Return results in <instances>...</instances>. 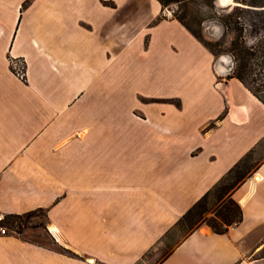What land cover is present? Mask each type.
<instances>
[{"label": "crops", "instance_id": "0c3cea01", "mask_svg": "<svg viewBox=\"0 0 264 264\" xmlns=\"http://www.w3.org/2000/svg\"><path fill=\"white\" fill-rule=\"evenodd\" d=\"M133 5L0 0V219L43 209L48 235L69 250L10 229L0 264H146L152 251L153 264H264V103L172 19L161 25L208 51L209 89L151 96L177 102L146 105L134 120L146 133L119 135L101 80L117 75L113 37ZM237 165L242 223L223 235L206 224L177 232Z\"/></svg>", "mask_w": 264, "mask_h": 264}, {"label": "rangeland", "instance_id": "374dc122", "mask_svg": "<svg viewBox=\"0 0 264 264\" xmlns=\"http://www.w3.org/2000/svg\"><path fill=\"white\" fill-rule=\"evenodd\" d=\"M241 1L231 0L222 3L221 0H215L216 10L229 8L231 11L240 6L239 15L246 27L247 44L249 47H257L258 52L260 41H264V4H253L259 0H247L246 3ZM133 3L128 24L120 26L117 38L113 37V40H116L111 53L117 55V64L113 66L115 69L113 71L115 73L117 70V75L112 79H106L104 75L101 80L102 90L108 92V95L104 96V100L107 101L105 103L117 105L121 120L118 133L125 137L135 136L142 131L146 133V126L134 122L135 119H146L148 107L146 105L177 102L174 99L151 96L173 91L189 93L197 86L200 90L209 89L208 51L193 42L190 34L178 25L171 23L161 25L163 21L176 20L174 14L180 5L173 3L162 7L159 15V4L156 0H133ZM208 4L209 0H198L191 6V12L202 21L204 35L208 40L216 41L221 38L223 48H229L235 34L225 33L217 12ZM229 4L232 5L227 6ZM160 16L162 20L157 22ZM257 54L253 60L252 71L246 75V83L264 99V55L260 52ZM227 63L235 67L231 55L224 53L216 57L214 66L221 70L228 65ZM216 200L213 195L211 203ZM13 222L15 228L10 229L15 233H23L31 240L50 244L51 239L46 231V212L37 210ZM189 225L192 226V223ZM189 225L177 227L176 231H181L183 236H186L190 232ZM171 241L167 239L165 243L168 245ZM53 247L60 249L56 245ZM158 253L160 252L152 251L146 257V264H153Z\"/></svg>", "mask_w": 264, "mask_h": 264}, {"label": "trees", "instance_id": "16d2710c", "mask_svg": "<svg viewBox=\"0 0 264 264\" xmlns=\"http://www.w3.org/2000/svg\"><path fill=\"white\" fill-rule=\"evenodd\" d=\"M163 8L176 3L180 5L178 11L174 14V19L178 20L196 37L214 56L218 57L221 54L228 53L234 59L235 67L233 68L230 78H237L263 103L262 99L255 91H253L246 83V75L252 71L253 60L258 56V52L264 55V41H260V51H256L257 47H249L245 38V25L241 22L239 11L240 6H236L229 11L227 9L216 10L215 0H209V6L215 9L217 17L224 27L225 33L233 32L235 38L231 42L229 48H223L222 39L216 41L208 40L204 35L202 21L191 12V6L198 2V0H158ZM241 2L246 3L247 0ZM255 5H263L264 0L254 2ZM27 5V4H26ZM162 20V16L157 19V22ZM198 26V27H197ZM244 174L241 165H237L230 171V174L224 178L214 190L208 192L202 197L179 221L178 226L185 224L188 226L190 232H194L201 225L206 224L212 228L217 234H227L231 227L239 225L244 219L243 209L241 205L233 198L231 192L243 180ZM215 196L216 202L211 203V198ZM40 211H44L40 209ZM45 212V211H44ZM31 213V212H30ZM29 214V213H27ZM210 214V216H209ZM26 215V214H24ZM24 215H8L2 219L0 223L7 226L9 229L15 228L14 220L22 218ZM50 236V235H49ZM50 244L56 245L57 242L54 237L50 236ZM64 251H69L62 248Z\"/></svg>", "mask_w": 264, "mask_h": 264}, {"label": "built area", "instance_id": "2783aa9c", "mask_svg": "<svg viewBox=\"0 0 264 264\" xmlns=\"http://www.w3.org/2000/svg\"><path fill=\"white\" fill-rule=\"evenodd\" d=\"M17 70H18V75H20L21 77H24V75H25L24 74V67L17 68ZM1 220L2 219H0V221ZM10 232H11V230L7 226H5L2 223H0V234L1 235H9Z\"/></svg>", "mask_w": 264, "mask_h": 264}, {"label": "water", "instance_id": "95a60500", "mask_svg": "<svg viewBox=\"0 0 264 264\" xmlns=\"http://www.w3.org/2000/svg\"><path fill=\"white\" fill-rule=\"evenodd\" d=\"M221 2L222 3H227L228 2V0H221ZM232 4H229V5H227V6H231ZM233 70V66H231L229 69H227L226 70V72H230V71H232Z\"/></svg>", "mask_w": 264, "mask_h": 264}, {"label": "bare ground", "instance_id": "6f19581e", "mask_svg": "<svg viewBox=\"0 0 264 264\" xmlns=\"http://www.w3.org/2000/svg\"><path fill=\"white\" fill-rule=\"evenodd\" d=\"M228 1H231V0H228Z\"/></svg>", "mask_w": 264, "mask_h": 264}]
</instances>
